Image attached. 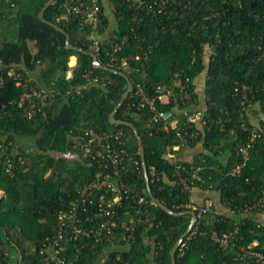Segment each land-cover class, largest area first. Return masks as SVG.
I'll use <instances>...</instances> for the list:
<instances>
[{
	"label": "trees",
	"instance_id": "16d2710c",
	"mask_svg": "<svg viewBox=\"0 0 264 264\" xmlns=\"http://www.w3.org/2000/svg\"><path fill=\"white\" fill-rule=\"evenodd\" d=\"M47 1L18 10L12 16L18 24L17 38L0 43V191L4 194L0 264H57L50 252L41 250L60 232L64 264H172L171 251L192 219L186 212L194 210L189 205H205L194 202L195 187L217 192L231 213L218 212L214 199L208 197L214 212L198 218L184 248L177 250L176 264H264V260L241 258L240 249L257 241L254 248L264 253V220L258 219L264 212V0H111L115 23L107 38L100 37L97 58L104 66L126 72L134 84L115 117L136 126L152 193L178 214L163 209L149 195L133 129L110 121L127 90V79L94 67L91 28L78 15L57 20L65 0L49 5L43 21L39 13ZM15 6L13 0H0V21ZM100 16L98 35L111 23L102 0ZM49 22L63 27L70 42L81 49H67L66 34ZM116 45L120 49L113 52ZM74 55L77 64L71 68L68 61ZM11 69L17 75L9 74ZM70 69L72 75L67 77ZM28 76L33 81L26 80ZM95 77L98 84L92 83ZM199 77L204 78V105L198 109L203 113L202 125L188 123L182 113V123L167 131L162 121L149 119L148 107H138V83L150 96L158 95V85L173 88L168 100H156L160 110L173 112L175 106L186 109L199 104ZM31 86L51 90L52 97L45 101L34 97L37 105L29 118L28 101L23 106L19 102ZM249 105L259 106L253 110L259 114L257 122L251 119ZM84 128L122 132L124 147L137 161L121 172L129 190L114 207L118 226L100 236L89 229L111 218L98 212V204L101 195L109 200L114 194L91 186L107 171L73 153V138L83 135ZM253 131L258 136L250 157L239 174H232L243 160L238 151ZM24 138H32L33 143L22 146L19 140ZM183 143L190 147L201 143L203 149L192 160L168 155ZM176 161L184 166L181 175L175 173ZM197 167L201 181L192 177ZM182 177L191 189L185 188ZM72 210L79 222L68 216L62 229L61 215ZM71 225L82 227V232L77 235ZM235 230V245L224 248L211 238L213 231L221 235Z\"/></svg>",
	"mask_w": 264,
	"mask_h": 264
},
{
	"label": "built area",
	"instance_id": "2783aa9c",
	"mask_svg": "<svg viewBox=\"0 0 264 264\" xmlns=\"http://www.w3.org/2000/svg\"><path fill=\"white\" fill-rule=\"evenodd\" d=\"M9 1V0H4ZM62 13L57 17L58 21L68 20L69 17L73 14L78 15L80 17L81 22L84 25H87L91 28L90 38L93 40V48L94 52L97 54L100 50V40L97 37L98 28L101 20V0H79L77 3H72V0H65L62 4ZM120 49L119 45L115 46L113 52H116ZM116 60L115 57H113ZM123 64L126 65V61H123ZM9 74L17 75L15 69H11ZM28 81H33L31 76H28ZM99 78L95 77L92 79V83L98 84ZM17 84H21V81L18 80ZM102 85L105 86L104 83ZM26 86V85H25ZM136 95L140 98L139 108L140 107H148L150 111L149 119L155 123L163 122V129L169 131L171 128H177L175 123H172L170 120L171 112H167L164 110H160L157 107L156 100L160 99L165 101V97H169L173 95V88L170 85H158L157 87V96H150L145 93V89L142 84H137ZM37 97L43 101L47 100V92L45 90H38L36 87L31 86L30 91H25L22 96L19 104L21 106L24 105L26 101H28V106L25 107L26 115L31 118L34 114V108L36 107L35 99ZM187 121L193 122L195 124H204L205 121L203 119V113L201 110L194 111L192 113H186ZM197 133V132H195ZM122 132L119 133H100L94 128H84L83 135L75 136L72 141V149L73 153L80 155L83 158L89 159L92 162L96 163L99 167H103L107 172L103 175V178L100 181H93L91 184L92 187H96L97 189L106 188L107 192H112L114 197L112 199L107 200L105 195H101L100 202L98 204V212L104 214L105 216L111 217L107 220L102 221L100 224L95 225L89 229L91 233L95 235H101L104 230L107 233H111L114 227H117L118 224L116 220L113 219L115 216L114 207L121 203L123 198V194L129 190V187L122 181L121 172L126 169V166L130 162L137 163L134 160L133 154L123 145ZM177 136L183 138L181 131H177ZM258 134L256 131H253L249 141L246 142L238 151V153L242 156L243 160L232 171V174H239L242 168L246 165L249 157H250V147L253 142L257 138ZM2 151L0 150V153ZM173 157V155H169ZM8 162V170L11 169L12 164L9 159ZM184 169V166L175 162V173L181 175V171ZM200 167L195 168L193 171L192 177L193 180L201 181V176L199 174ZM181 181L184 183L185 188L191 189L190 183L182 177ZM92 194V191H90ZM3 191H0V200L3 198ZM90 203L93 204V200H90ZM76 202L73 203L74 208L76 207ZM194 210H198V218L203 216L205 213L212 211L213 200L207 199L205 201V205L203 207H199L197 204L189 205ZM72 210L70 215L64 213L61 215V224L62 229L64 228L66 221L65 218L70 216L73 219V222H79L77 216ZM73 226V225H71ZM74 233L78 235V233L82 232L83 228L77 225L72 227ZM237 230L230 232H223L221 235L216 231H213L211 234V238L215 243H218L220 246L226 248L229 245H235L237 238L235 234ZM64 238V234L62 232L59 233L58 237L54 239L53 243L47 245V247L41 250V253L50 252L52 258L56 259L57 264H64V258L60 257V248L58 247V243L61 239ZM258 244L257 241L252 242L248 246H241L242 250L241 258L252 257L255 261L260 262L264 260V253L256 250L254 247ZM181 249L184 248L185 242L180 245ZM105 257L102 258L104 260Z\"/></svg>",
	"mask_w": 264,
	"mask_h": 264
},
{
	"label": "water",
	"instance_id": "95a60500",
	"mask_svg": "<svg viewBox=\"0 0 264 264\" xmlns=\"http://www.w3.org/2000/svg\"><path fill=\"white\" fill-rule=\"evenodd\" d=\"M55 0H48L44 6L42 7V9L40 10V17L43 21H46L45 18H44V12L46 10V8L51 5ZM51 25H53L55 28H57L58 30L64 32L66 34V48L67 49H81L80 47L78 46H75L74 44H72L70 42V35L66 32V30L61 27L60 25L56 24V23H52V22H49ZM91 55L93 56L94 58V67L96 68H106L110 71H113L119 75H122L124 76L127 81H128V87H127V90L123 93L122 95V98L120 100V102L117 104V106L115 107V109L113 110V112L110 114V121L112 124H124V125H127L129 126L130 128L133 129V131L135 132V136L137 138V141L139 143V146H140V151H141V159H142V165H143V170H144V177H145V182H146V185H147V190H148V193L149 195L152 197V199L159 203V205L173 213V214H178V213H175L173 211H171L166 205H164L162 202H160L157 198L154 197L153 193H152V190H151V187H150V179H149V174H148V165H147V161H146V157H145V149H144V145H143V140H142V137L140 135V133L138 132L136 126L134 125L133 122L131 121H128V120H124V119H118L115 117V113L122 107L124 101L128 98L129 94L134 90V84L133 82L131 81L130 77L128 76V74L118 68H113V67H108V66H104L97 58V54L94 53V52H91ZM188 214L191 215L192 219H191V222H190V225L189 227L187 228L186 232L181 235V237L177 240V242L175 243L172 251H171V260H172V264H176V253H177V250L178 248L180 247V245L183 243L185 237L192 231L195 223L197 222V219H198V215L196 213L195 210H188L186 211Z\"/></svg>",
	"mask_w": 264,
	"mask_h": 264
},
{
	"label": "crops",
	"instance_id": "0c3cea01",
	"mask_svg": "<svg viewBox=\"0 0 264 264\" xmlns=\"http://www.w3.org/2000/svg\"><path fill=\"white\" fill-rule=\"evenodd\" d=\"M13 1L15 3H17L16 0H13ZM41 1L38 2V4H40ZM102 1H103V5L105 7V12L108 15L109 19L111 20V23H110V27L105 31V33H103L101 35L97 34V37L99 39H100V37L104 38V39L107 38V36H108L107 32H109L113 28V25L115 23V20L112 21L113 19H115V16L113 13V6L111 4V0H102ZM38 4L34 5L33 7L37 6ZM112 17H113V19H111ZM171 96L172 95H170L169 97H165V101L168 100ZM191 110H193V108L181 109L178 106H175L173 112H171L170 120L172 121V123H175L176 126H179L182 123L181 117L179 116V114H182V113L186 114L188 111H191ZM172 149L173 150H171L168 153V155H173V157L176 159L181 158V159L192 160V159H194L195 155L203 149V146L201 143H199L194 147H190L189 145L183 143L182 145L174 146ZM208 197H212L214 199V202L216 203V209H218L219 212L227 213V214L231 213L230 210L227 209L226 207H224L223 204L220 202L219 194L217 192L210 191L209 189H203L201 187L193 188L192 198H193L194 202H196L198 204H202L207 199H211ZM258 219L264 220V212L258 214Z\"/></svg>",
	"mask_w": 264,
	"mask_h": 264
},
{
	"label": "rangeland",
	"instance_id": "374dc122",
	"mask_svg": "<svg viewBox=\"0 0 264 264\" xmlns=\"http://www.w3.org/2000/svg\"><path fill=\"white\" fill-rule=\"evenodd\" d=\"M16 1H17L16 6L11 8L9 17L6 16L0 21V43L6 39L12 40V39L17 38L18 24L14 19H12V16H14L18 10L33 7L34 5L38 4V2H40L41 0H39V1L38 0H16ZM111 19H113V17ZM114 20L115 19H113L112 21H114ZM209 53L210 52L208 49L206 51V57L207 58L209 56ZM74 56H75L74 60H70V57H69L68 65L71 68L77 64V56L76 55H74ZM37 72H35L34 74L37 75ZM71 75H72V70L70 69L67 72V77H70ZM196 91L198 92L200 103L199 104L195 103L193 105H189L188 109L193 108V110L188 111L187 113H192L194 111H198V109L202 108L204 105V78L203 77L198 78ZM46 92H47V99L50 100L52 97V91L47 90ZM248 108H251L250 110L248 109V112H250V114H251L252 121L257 122L259 119V114L254 113L253 110L259 109V106L258 105H254V106L249 105ZM19 143L22 146H28L29 144L33 143V139L32 138L20 139ZM74 154H76V153H74ZM214 204H216V203H214ZM214 206H216V205H214ZM212 212H214L213 208H212V211H209V213L212 214ZM218 212H219V210H218ZM209 217H211V215H209ZM114 247H116V246H114ZM30 250H33V248H31Z\"/></svg>",
	"mask_w": 264,
	"mask_h": 264
},
{
	"label": "bare ground",
	"instance_id": "6f19581e",
	"mask_svg": "<svg viewBox=\"0 0 264 264\" xmlns=\"http://www.w3.org/2000/svg\"><path fill=\"white\" fill-rule=\"evenodd\" d=\"M198 215V214H197ZM198 220V219H197Z\"/></svg>",
	"mask_w": 264,
	"mask_h": 264
}]
</instances>
